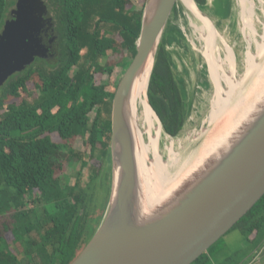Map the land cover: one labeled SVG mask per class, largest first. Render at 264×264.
<instances>
[{
	"label": "trees",
	"instance_id": "1",
	"mask_svg": "<svg viewBox=\"0 0 264 264\" xmlns=\"http://www.w3.org/2000/svg\"><path fill=\"white\" fill-rule=\"evenodd\" d=\"M145 1L44 0L53 14L54 57L35 59L0 86V264H71L94 235L110 192L112 102L118 87L117 65L101 61L109 51L125 50L131 60L117 64L126 72L137 53ZM195 1L207 11V0ZM195 1L180 0L186 32L204 58L200 82L205 85L203 76H212L218 96L232 80L224 74L229 44ZM15 3L0 0V34ZM218 11L219 17H229L230 0ZM185 41L176 28L167 27L148 90L150 104L172 137L184 129L194 101L166 43ZM31 91L35 98L30 100ZM145 121L150 147L162 163L159 138ZM78 138L87 151L76 146ZM73 164L80 168L74 170ZM84 169H89L86 179ZM235 228L254 249L264 244V196ZM252 251L225 264H245ZM208 253L192 264H215Z\"/></svg>",
	"mask_w": 264,
	"mask_h": 264
},
{
	"label": "water",
	"instance_id": "2",
	"mask_svg": "<svg viewBox=\"0 0 264 264\" xmlns=\"http://www.w3.org/2000/svg\"><path fill=\"white\" fill-rule=\"evenodd\" d=\"M177 3L178 0H147L145 4L137 53L112 102L107 207L94 235L71 264H192L264 196L263 96L239 127L201 159L193 173L167 191L168 198L160 209L142 220L140 194L147 184L138 171L126 109L134 78L152 57L151 80ZM196 4L203 15L212 19L211 13ZM56 43L53 18L44 0H17L0 34V86L37 57H54ZM148 101L150 104L149 95ZM163 132L170 136L164 128Z\"/></svg>",
	"mask_w": 264,
	"mask_h": 264
},
{
	"label": "rangeland",
	"instance_id": "3",
	"mask_svg": "<svg viewBox=\"0 0 264 264\" xmlns=\"http://www.w3.org/2000/svg\"><path fill=\"white\" fill-rule=\"evenodd\" d=\"M226 1L227 0H209L206 6L207 12L211 13L212 19L210 18V20L216 24L219 33L229 44V49L226 54V56H228V67H226L224 74L232 80L228 86H226L227 84L225 83L223 84V93L216 97L225 105L227 103L225 99L230 96L235 83L241 84V87L239 86L240 88L236 87V89H234L233 96L229 100L231 111H224L221 116L217 118L215 124L207 123L210 107L215 99V87L212 83L214 79L210 75L207 76V78L203 76L202 80L205 82V85H203L202 82L199 83V79H201L199 77V71L201 70L202 64H205V62L201 54L191 46L190 41L192 37H190V33L186 32V39L188 41H185L184 45L166 43V49L170 52L172 61L176 66V74L182 81L184 80V83H187L188 92L190 98L194 101L193 104L195 108L189 116L190 119H194L190 120V123L187 121L178 137L170 138V136L162 132L157 143L156 151L162 158V164L165 165V168H168L171 177H176L168 186V189H163L164 191H169L170 188L172 189L173 186L184 181L185 178L193 173L201 159L205 158V156L210 153V149L216 146L234 128L239 127L250 113L251 108L254 105H259L264 96V0H250L252 2L248 9H246L248 12L242 10L240 4L237 3L238 0H230L231 12L229 17H219V14H216V10L218 9V13H221V10L226 7ZM146 2L147 0L145 4ZM180 5V3H177L176 10L169 20V27L171 25H173L174 28H184L188 26L185 22L186 17L182 14L183 9ZM11 9H13V7ZM243 14H246V18L243 17L242 19L241 16ZM181 34L184 35V33ZM122 60H131V56L125 50L117 52L109 51L107 58L101 61L102 64L117 65L114 71L116 85H119L125 73V70L117 64ZM253 63L257 65L255 64L256 66L250 70ZM123 66L126 68L125 65ZM220 71L223 72V70L219 69V72ZM102 78V76H99L98 82L102 80ZM104 79H109V77L104 76ZM30 96V100L31 98H35L32 91ZM11 100L12 99H8L7 101L10 102ZM155 131H157V129H155ZM84 140H86V138ZM171 143H173L174 146L172 151L173 154L169 153L172 145ZM76 146L81 147L83 151H87L88 149L83 144V139L81 138L77 139ZM143 154L145 156V165L143 169L147 170V175L144 174L145 176H143L144 183H149V186H154L156 182H161L160 177L154 172V147L151 146L147 151L145 150ZM156 158L161 162L159 156ZM78 165L79 164L72 165L74 170L80 168ZM98 165V162H94L93 166L96 167ZM87 172H89V169L83 170L85 179L88 177L86 174ZM76 174L77 172L75 171L73 176H76ZM153 175L154 177L152 178ZM7 236L10 237V234L8 233ZM243 240L244 235L242 231L238 228L232 229L209 249L208 254L213 261L220 262L232 249H236Z\"/></svg>",
	"mask_w": 264,
	"mask_h": 264
},
{
	"label": "bare ground",
	"instance_id": "4",
	"mask_svg": "<svg viewBox=\"0 0 264 264\" xmlns=\"http://www.w3.org/2000/svg\"><path fill=\"white\" fill-rule=\"evenodd\" d=\"M251 2L252 1L250 0H238L237 3H239L242 10L245 11L246 9H248ZM178 3H180V0H178ZM241 17L242 19L243 17L246 18V14H243ZM171 26L174 27L173 25ZM175 28L180 33H184V37L186 39L187 37L186 27L184 28L175 27ZM186 41L188 40L186 39ZM255 64L254 63L252 64V67L250 68V70H252L257 65ZM152 68H153V58L151 57L149 58V60L147 61L143 69H141L136 75V77L134 78V81L131 86L130 95H129L128 107L126 109L130 124L133 129L135 146H136V160H137L138 171H139L140 176L141 174L145 176L144 174H146L147 172L146 169H143L145 165V156L143 153L145 152V150L147 151V149L150 148V142H149L148 130H147L145 118L148 120V122L152 125L154 129H157V131L155 132L159 139L163 132L161 122L156 112L152 109L148 101V86H149ZM199 83H200V79H199ZM239 86L241 87V84L235 83V85L233 86L231 90L230 96L227 99H225V101L227 102L225 105H223L222 102L215 96V99L210 107V111L207 117L208 124H215L217 121V118L221 116V114L224 111L228 112L230 110L229 100L233 96L232 94L234 92V89H236V87L238 88ZM186 87L188 88L187 83H186ZM194 108L195 106L193 104L192 110H194ZM193 119L194 118L192 119L189 118L188 123H190V120H193ZM171 144L172 145H171L169 153L173 154L172 151H173L174 146H173V143ZM212 151H213V147L210 149V153ZM154 172L156 175L160 177L161 182L160 183L156 182V184L154 183L155 184L154 186H149L150 185L149 183L147 185H143V189L140 194V201H141L140 214H141L142 220H145L146 218L153 216L157 212V210L160 209V207L164 203V200L168 198V192L164 191L163 189H168L169 188L168 186L176 178V177L175 178L171 177L170 173L168 172V168L167 167L165 168V165L159 162L156 156H154ZM153 177L154 175L152 176V178Z\"/></svg>",
	"mask_w": 264,
	"mask_h": 264
},
{
	"label": "crops",
	"instance_id": "5",
	"mask_svg": "<svg viewBox=\"0 0 264 264\" xmlns=\"http://www.w3.org/2000/svg\"><path fill=\"white\" fill-rule=\"evenodd\" d=\"M250 249L253 250L252 253L246 256L242 262H245V264H264V244L261 247H257L254 249L250 242H246L245 239L239 244L236 249H232L228 255L223 257L220 262H214L215 264H225L228 258L234 257L236 255H241L243 252L248 253L250 252Z\"/></svg>",
	"mask_w": 264,
	"mask_h": 264
},
{
	"label": "flooded vegetation",
	"instance_id": "6",
	"mask_svg": "<svg viewBox=\"0 0 264 264\" xmlns=\"http://www.w3.org/2000/svg\"><path fill=\"white\" fill-rule=\"evenodd\" d=\"M16 3H17V0H16ZM16 3H15V5H14V7L16 6ZM13 7V8H14ZM49 13H50V15H51V17L53 18V14L50 12V10H49ZM54 33H55V31H54ZM40 57H37L36 59H39ZM36 61V60H35Z\"/></svg>",
	"mask_w": 264,
	"mask_h": 264
}]
</instances>
